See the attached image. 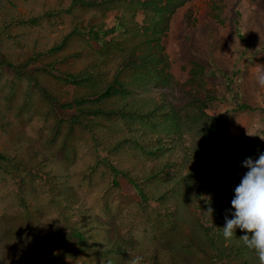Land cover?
Returning a JSON list of instances; mask_svg holds the SVG:
<instances>
[{"label":"rangeland","instance_id":"obj_1","mask_svg":"<svg viewBox=\"0 0 264 264\" xmlns=\"http://www.w3.org/2000/svg\"><path fill=\"white\" fill-rule=\"evenodd\" d=\"M69 2L0 0V51L21 69L17 73L0 67V152L19 155L22 161L0 160V264H30L31 248L46 234L54 248L52 254L58 258L55 264L92 259L117 264L109 263L110 258L133 264L138 258L134 249L148 256L155 248L160 264H199L201 258L202 264H232L229 257L222 261L218 254L204 253L199 233L191 231L194 221L189 219H201L203 204V225L211 224L214 214L205 206L206 199H213L216 213L225 215L231 208L226 192L234 197V188L247 171L242 162L264 153V87L256 79L264 72V0H174V11L160 43L168 58L171 80L164 85L144 83L135 88V98L165 96L176 110L183 144L192 157L190 167L194 165L196 171L189 191L197 188L199 174L208 173L210 191L198 201L195 196L191 206L187 203L175 212L178 197L174 193H169L166 202L140 204L124 178L118 177L114 186L107 167L98 164L88 170L98 157L93 136L97 135L105 147L127 134L128 128L117 117L105 115L97 119L93 129L72 126L69 118L74 108L64 106L85 91L65 81L64 72H78L98 61L103 80L108 81L129 47L139 41H143V48L151 47L147 39L119 36L127 43L125 52L72 35L62 51H48L77 20L82 25L101 21L109 27L116 14L128 9L140 14L139 7L121 2L110 8L83 6L72 13L48 14L49 9L66 7ZM208 33H212L211 38ZM48 94L56 101H50ZM110 102L114 104L116 99ZM96 106L109 105L103 102ZM239 140L246 141L245 149ZM128 145L104 154L139 178L147 164L138 160ZM41 161L50 175L31 166ZM26 166L31 169H24ZM151 189L156 188L150 185L146 191ZM55 198L67 206H78L81 201L85 214L81 218L94 217L107 225L108 229H103L102 225L95 226L96 221L90 224L91 231L98 232L97 237H90L95 247L86 243L81 245L84 250H76L70 226L74 220H82L75 214L63 219L59 212L64 207H56ZM167 220L171 223L166 224ZM189 233H195L190 246L197 250L196 256L179 249L187 243ZM108 241L112 244L107 246ZM147 262L139 260L138 264Z\"/></svg>","mask_w":264,"mask_h":264},{"label":"trees","instance_id":"obj_2","mask_svg":"<svg viewBox=\"0 0 264 264\" xmlns=\"http://www.w3.org/2000/svg\"><path fill=\"white\" fill-rule=\"evenodd\" d=\"M173 1L70 0L68 6H62L57 9L51 8L48 10V14L72 13L83 6L110 8V5H117L121 2L127 3L129 6H138L141 13L138 14L133 9L123 10L116 14L113 24L109 27L105 22L101 21L88 22L82 25L81 21L77 20L70 32L63 35L61 40L54 43L48 51L52 53L62 51L69 44L72 35H80L86 40L95 41L101 47L115 46L123 49L125 52L127 43H124L119 36H125L126 39H129L132 36L141 35L147 39V44L151 47L143 48V41H139L137 44L131 46V48L129 47L126 52L127 55L119 61L115 73L108 81L103 80V70L99 69L98 61L89 64L78 72H64L65 81L79 85L82 89H85L81 95L73 97L72 101L65 102L64 106L74 108V113L69 118L72 126L79 124L80 126L83 125L89 129L92 127L93 129L94 124L98 123L97 119L105 115L117 117L128 128L129 132L127 134L118 136L114 140L107 142L105 147L101 145L102 141L97 135L93 136L94 149L98 157L95 163L90 164L88 170H93L98 164L107 167L113 176L111 181L114 186L118 185V177L124 178L132 186L140 204H150L155 201L160 203L166 202L169 193H174L178 197L176 208L173 210L175 212L180 211L182 206L187 203L191 206L192 202H195L196 199L198 201L199 197H203L208 190L210 191L207 181L208 173L203 172L199 174L197 176L199 182L197 188L195 191H189L191 185H194L196 171L193 169L194 165L190 167L192 157H190L183 144L181 130L176 122V110L173 109L172 104L165 96L162 98L157 94V96L154 95L148 100L138 99L133 96L136 91L135 88L144 83L157 86L159 84L164 85L171 80L168 58L160 43L162 35L167 31L170 14L174 11L172 8ZM237 31L239 32V30ZM207 35L211 38L212 33H208ZM239 37H242V35H239ZM153 48H158V50H154ZM157 52L161 53L158 54ZM72 55L78 57L79 53H72ZM159 64L161 65L159 66ZM47 66L52 68L51 64H47ZM0 67L18 70L17 73L21 71L15 64L6 60L2 56L1 51ZM48 96L50 101H56L50 94ZM113 99H116V103L114 104L110 102ZM103 102H107L109 106L104 108L96 106ZM124 143L129 144V148L136 153L135 157L138 160L147 164L146 169L139 178L135 173L126 169L123 170L113 164L109 160L108 154H104V151L116 152ZM239 143H243L242 145L245 149L244 143L246 141L241 140ZM0 160L13 163L21 161L19 155L13 156L6 152H0ZM19 163H22V161ZM31 166H37V170L42 169L43 174L50 175L47 170H43L46 167L43 161ZM186 166H189V168L184 172ZM27 167L23 168H30ZM150 185L156 189L146 191ZM226 194L228 197L227 202L231 206V200L233 199L231 192H226ZM195 196H197L196 199ZM57 199L59 198H55L54 200L55 206L64 207V210L59 212L63 219L67 220L71 215L75 214L82 220H74L70 226L69 235L77 245L76 250H84L81 245L84 246L86 243L90 244V246L92 245V248L95 247V244L90 243V237L92 238L95 234L97 237L98 232L93 233L90 224L92 221L97 222V220L94 217L90 219L81 218L85 216V214L82 215L81 201H79L81 206H67L65 203L59 204ZM206 200L205 206L208 209L211 208L212 214H214L211 224L209 226L203 225V204H200L199 209L201 212L199 218L201 219H189V221H194V227L191 231L199 233L200 240L202 241L201 244H204V253L218 254L222 261L228 259L226 257H229L232 264H259L257 254L244 246L241 239V235L244 233L239 229H237V233L231 240L226 241L224 239L223 226L225 225V215L219 212L216 213L217 206L213 203V199ZM211 218L207 219L210 221ZM170 223L171 220H167L166 224ZM101 225L103 229H108L107 225L103 223L99 224L97 222L95 226ZM189 234V238H185L187 243H183V247L181 248L177 244V248L196 256L197 250H194L190 246V240H194L193 235L195 233ZM110 244L112 242L108 241L107 246ZM53 249L46 234L31 248L30 264H55V260L58 258L56 254H52ZM101 249H105L104 246H101ZM156 251L158 252L156 248L152 249L147 254L148 256H145V254L136 249L133 250V253L143 263L148 261V264H160ZM41 257H43L42 260ZM121 257L125 260L123 255ZM201 260L202 258L199 259V264H202ZM108 261L109 263L116 261L117 264H120V261L116 258H110ZM170 262H162V264H175ZM212 262L218 263L215 259ZM79 264H103V262L92 259Z\"/></svg>","mask_w":264,"mask_h":264},{"label":"clouds","instance_id":"obj_3","mask_svg":"<svg viewBox=\"0 0 264 264\" xmlns=\"http://www.w3.org/2000/svg\"><path fill=\"white\" fill-rule=\"evenodd\" d=\"M256 79L259 86L264 87V72L257 74ZM242 167L247 171L234 188L231 208L225 214L223 237L231 240L239 229L244 233L241 235L244 246L257 254L259 264H264V153L256 159L247 157ZM139 259L133 264H138Z\"/></svg>","mask_w":264,"mask_h":264}]
</instances>
